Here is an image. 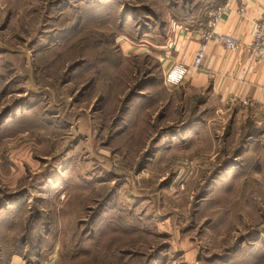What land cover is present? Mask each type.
<instances>
[{"label": "rangeland", "instance_id": "rangeland-1", "mask_svg": "<svg viewBox=\"0 0 264 264\" xmlns=\"http://www.w3.org/2000/svg\"><path fill=\"white\" fill-rule=\"evenodd\" d=\"M209 1L0 0V257L264 264V142L149 45Z\"/></svg>", "mask_w": 264, "mask_h": 264}, {"label": "crops", "instance_id": "crops-1", "mask_svg": "<svg viewBox=\"0 0 264 264\" xmlns=\"http://www.w3.org/2000/svg\"><path fill=\"white\" fill-rule=\"evenodd\" d=\"M203 9L202 15L189 18L170 16L167 20V30L161 43H151L158 52L161 68L166 74L176 63L190 66V72L180 83L187 89L196 92H208L211 100H216L226 108L230 122L237 123L242 130L246 124H253L257 132L255 141L264 142V59L251 61L247 47L253 42V26L264 16V0H243L247 13L240 14L237 6H231L222 15V21L217 31L232 33L242 40L244 49L230 51L222 43L211 40L208 43L204 66L202 69H193L194 52L199 46L197 30L210 18L211 14L225 5ZM209 13V18H203ZM206 19V20H205ZM162 40V39H161ZM148 46V45H147ZM248 71L243 73L242 69ZM243 99H249L250 104L244 105ZM222 102V103H220ZM264 147V146H263ZM42 249L37 258L27 259L21 253H9L5 259L0 257V264H54L52 255L43 256ZM50 257V258H49Z\"/></svg>", "mask_w": 264, "mask_h": 264}, {"label": "built area", "instance_id": "built-area-1", "mask_svg": "<svg viewBox=\"0 0 264 264\" xmlns=\"http://www.w3.org/2000/svg\"><path fill=\"white\" fill-rule=\"evenodd\" d=\"M231 6H237V11L240 14H246V6L243 4V0H227L225 5L213 12L208 21L197 30L199 36V46L194 52L193 62L191 68L202 69L204 66V59L208 43L211 40L222 43L230 51H239L244 49L245 45L242 40L232 33H223L217 31L218 24L222 21V15L231 8ZM253 42L246 49L249 52V58L251 61H260L264 59V16L255 22L253 26ZM243 73L248 71L247 68L242 69ZM190 72V66L183 63H176L166 74V81L170 84H180ZM263 94V110H264V86L262 87ZM244 105L250 104L249 99H243Z\"/></svg>", "mask_w": 264, "mask_h": 264}, {"label": "trees", "instance_id": "trees-1", "mask_svg": "<svg viewBox=\"0 0 264 264\" xmlns=\"http://www.w3.org/2000/svg\"><path fill=\"white\" fill-rule=\"evenodd\" d=\"M224 2H225V0H214V1L211 0V1H209V4L211 5L210 7H216V6H220ZM193 11H195V10H193V9L187 10L186 9V13H189L190 12V14H188V15H186V14L181 15L180 14L178 16H179V18H189L192 14H194Z\"/></svg>", "mask_w": 264, "mask_h": 264}]
</instances>
